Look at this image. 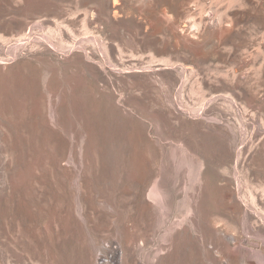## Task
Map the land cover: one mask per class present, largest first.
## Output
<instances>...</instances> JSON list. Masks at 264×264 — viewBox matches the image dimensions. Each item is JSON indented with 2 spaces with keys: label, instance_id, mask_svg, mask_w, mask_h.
<instances>
[{
  "label": "rangeland",
  "instance_id": "1",
  "mask_svg": "<svg viewBox=\"0 0 264 264\" xmlns=\"http://www.w3.org/2000/svg\"><path fill=\"white\" fill-rule=\"evenodd\" d=\"M0 264H264V0H0Z\"/></svg>",
  "mask_w": 264,
  "mask_h": 264
},
{
  "label": "bare ground",
  "instance_id": "2",
  "mask_svg": "<svg viewBox=\"0 0 264 264\" xmlns=\"http://www.w3.org/2000/svg\"><path fill=\"white\" fill-rule=\"evenodd\" d=\"M155 194H156V196H157L158 192H156Z\"/></svg>",
  "mask_w": 264,
  "mask_h": 264
}]
</instances>
